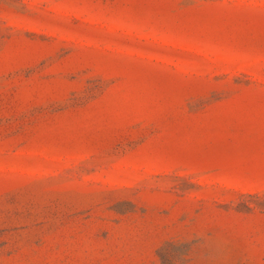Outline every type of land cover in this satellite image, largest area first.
I'll return each instance as SVG.
<instances>
[{
  "label": "rangeland",
  "instance_id": "obj_1",
  "mask_svg": "<svg viewBox=\"0 0 264 264\" xmlns=\"http://www.w3.org/2000/svg\"><path fill=\"white\" fill-rule=\"evenodd\" d=\"M0 264H264V0H0Z\"/></svg>",
  "mask_w": 264,
  "mask_h": 264
}]
</instances>
